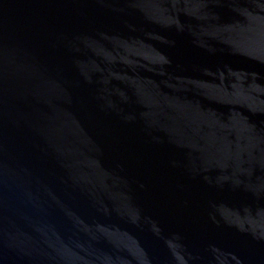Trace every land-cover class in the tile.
<instances>
[{
    "label": "water",
    "instance_id": "1",
    "mask_svg": "<svg viewBox=\"0 0 264 264\" xmlns=\"http://www.w3.org/2000/svg\"><path fill=\"white\" fill-rule=\"evenodd\" d=\"M0 264H264V0H0Z\"/></svg>",
    "mask_w": 264,
    "mask_h": 264
}]
</instances>
